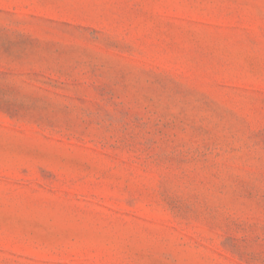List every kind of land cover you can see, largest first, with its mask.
<instances>
[{"label": "rangeland", "instance_id": "obj_1", "mask_svg": "<svg viewBox=\"0 0 264 264\" xmlns=\"http://www.w3.org/2000/svg\"><path fill=\"white\" fill-rule=\"evenodd\" d=\"M0 264H264V0H0Z\"/></svg>", "mask_w": 264, "mask_h": 264}]
</instances>
